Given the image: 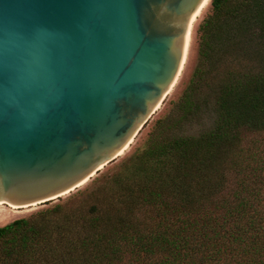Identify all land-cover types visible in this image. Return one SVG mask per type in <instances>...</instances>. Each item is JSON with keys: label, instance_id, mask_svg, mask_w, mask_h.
Here are the masks:
<instances>
[{"label": "trees", "instance_id": "1", "mask_svg": "<svg viewBox=\"0 0 264 264\" xmlns=\"http://www.w3.org/2000/svg\"><path fill=\"white\" fill-rule=\"evenodd\" d=\"M145 146L0 226V264H264V0H211Z\"/></svg>", "mask_w": 264, "mask_h": 264}, {"label": "water", "instance_id": "2", "mask_svg": "<svg viewBox=\"0 0 264 264\" xmlns=\"http://www.w3.org/2000/svg\"><path fill=\"white\" fill-rule=\"evenodd\" d=\"M209 0H0V201L60 198L175 85Z\"/></svg>", "mask_w": 264, "mask_h": 264}, {"label": "rangeland", "instance_id": "3", "mask_svg": "<svg viewBox=\"0 0 264 264\" xmlns=\"http://www.w3.org/2000/svg\"><path fill=\"white\" fill-rule=\"evenodd\" d=\"M211 12V2L210 4L204 9L199 22L197 24L196 30L194 32L193 38L190 43L189 47V53L186 60V63L179 74L175 85L171 89L170 92L167 93L161 104L158 106L157 110L151 115L149 120L144 124V126L139 130V132L136 134L130 145L127 147V149L118 156L115 160L111 161L107 165H105L97 174H95L93 177H91L87 182H85L83 185L75 189L74 191L51 201H47L45 203L35 204L31 206H27L24 208L19 209H12L9 207L7 203H2L0 205V219L2 218V215L5 214H11V218L6 220L5 222L0 223V226H3L15 219L23 218V217H29L30 215L36 213L37 211L44 209L54 203L59 202L60 200H64L68 198L73 193L77 192L80 189H84L85 187L91 185L93 180L100 175L102 172L112 171L117 168V165L125 158L130 156L133 152H135L138 149H141L145 146V142L148 136L149 131L151 130L153 124L155 121L165 114H167L170 111V108L172 106V102L177 100L185 87L188 85L190 78L192 76V73L195 69V66L198 61V46H199V35H198V28L200 23L203 21V19Z\"/></svg>", "mask_w": 264, "mask_h": 264}, {"label": "bare ground", "instance_id": "4", "mask_svg": "<svg viewBox=\"0 0 264 264\" xmlns=\"http://www.w3.org/2000/svg\"><path fill=\"white\" fill-rule=\"evenodd\" d=\"M210 2H211V0H209L208 1V3H207V5H206V7L210 4ZM205 7V8H206ZM190 47V46H189ZM188 53H189V48H188V51H187V53H186V56H185V59H184V61H183V64H182V67H181V69H180V72H179V74L181 73V71H182V69H183V67H184V65H185V63H186V60H187V57H188ZM179 76V75H178ZM178 78V77H177ZM173 88V87H172ZM171 88V89H172ZM171 91V90H170ZM169 91V92H170ZM160 105V104H159ZM129 146V145H128ZM128 146H126L124 149H123V151H121V154L127 149V147ZM2 203H5V202H2V201H0V205H2ZM8 205H9V207H11L12 209H19V208H24V207H27V206H17V205H13V204H10V203H7ZM33 205H35V204H33ZM12 216H11V214H5V215H2V218L0 219V223H2V222H5L6 220H8V219H10Z\"/></svg>", "mask_w": 264, "mask_h": 264}]
</instances>
